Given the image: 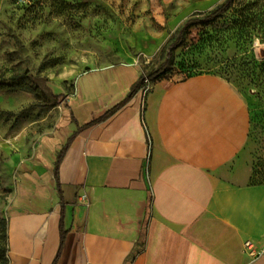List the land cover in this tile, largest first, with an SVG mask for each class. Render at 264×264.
Instances as JSON below:
<instances>
[{
    "label": "crops",
    "instance_id": "obj_1",
    "mask_svg": "<svg viewBox=\"0 0 264 264\" xmlns=\"http://www.w3.org/2000/svg\"><path fill=\"white\" fill-rule=\"evenodd\" d=\"M100 72L106 88L84 80L76 91L75 82L66 134L20 166L6 208L8 264H53L60 225L55 264H264V183L239 182L231 168L250 126L238 88L197 74L141 84L129 98L142 75L132 63L76 80ZM72 135L60 204L56 155L48 164Z\"/></svg>",
    "mask_w": 264,
    "mask_h": 264
},
{
    "label": "rangeland",
    "instance_id": "obj_2",
    "mask_svg": "<svg viewBox=\"0 0 264 264\" xmlns=\"http://www.w3.org/2000/svg\"><path fill=\"white\" fill-rule=\"evenodd\" d=\"M221 1L58 0L71 6L59 10L48 0H0V82H18L37 94L0 91V248L6 247L3 223L20 166L66 134L75 82L76 91L84 80L106 88V72L76 80L90 69L132 63L150 87L197 74L232 82L250 115L232 172L239 182L264 183V0H233L218 19L190 26L180 46L169 48L189 18Z\"/></svg>",
    "mask_w": 264,
    "mask_h": 264
},
{
    "label": "trees",
    "instance_id": "obj_3",
    "mask_svg": "<svg viewBox=\"0 0 264 264\" xmlns=\"http://www.w3.org/2000/svg\"><path fill=\"white\" fill-rule=\"evenodd\" d=\"M51 2V6H54L55 8L60 9H67L71 6H69V4L63 3V2H58V0H48ZM45 2V1H44ZM43 2V3H44ZM233 4V0H222L219 4H217L215 7H213L211 10L204 12V13H199L197 16H193L191 18H189L185 24L179 28L176 32V34L173 36L170 44H169V48L170 49H175L177 47L180 46V44L183 41L184 35L186 30L192 26V25H199V24H203V23H207L209 21H213L218 19L221 15H223L229 8H231ZM38 5V4H36ZM35 6V4H33L31 7ZM202 16V17H201ZM153 73L148 75V78H152L153 77ZM145 79V76L141 75L137 81V83L132 87L130 94L128 95V97H132V95H134V93L137 91V89L140 87V85L143 83ZM4 90H8V91H17V90H27L32 92L36 97V90H34L33 88H30V86H23L20 83H12V84H6L4 82H0V91H4ZM113 111H109L107 113H104L102 116L98 117V118H94L93 120H91L90 122L84 124L83 126H81L79 129L83 130V129H87L91 126H93L94 124L101 122L102 120H104L106 118V116L108 115V113H112ZM74 135L70 136L66 142V144L62 147V149L58 152L56 159H55V163H54V168H53V177L55 179L56 182V187L58 190V195H59V201L60 204H62V194L61 191H59V181H58V172H59V166L60 163L62 161V158L66 152V150L68 149L71 140L73 139ZM3 237L5 239L6 242V247L5 248H0V264H8L9 263V259H8V246H7V221L3 223ZM64 237H65V232L63 231V229L61 228L60 225V245H59V249L56 255V258L54 260V263H56L57 258L60 255L61 252V248L64 242Z\"/></svg>",
    "mask_w": 264,
    "mask_h": 264
},
{
    "label": "built area",
    "instance_id": "obj_4",
    "mask_svg": "<svg viewBox=\"0 0 264 264\" xmlns=\"http://www.w3.org/2000/svg\"><path fill=\"white\" fill-rule=\"evenodd\" d=\"M142 86L144 89H149L150 88V84L149 81L147 80V78L144 79ZM82 199H85V196L82 197ZM252 244L250 241H246L244 242V249L250 252V255L252 256H256V253L254 252V250L252 249Z\"/></svg>",
    "mask_w": 264,
    "mask_h": 264
}]
</instances>
